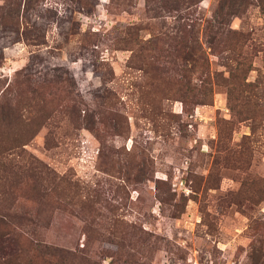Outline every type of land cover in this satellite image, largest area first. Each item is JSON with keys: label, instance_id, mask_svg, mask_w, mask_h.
<instances>
[{"label": "rangeland", "instance_id": "obj_1", "mask_svg": "<svg viewBox=\"0 0 264 264\" xmlns=\"http://www.w3.org/2000/svg\"><path fill=\"white\" fill-rule=\"evenodd\" d=\"M2 221L0 264H264V0H0Z\"/></svg>", "mask_w": 264, "mask_h": 264}, {"label": "trees", "instance_id": "obj_2", "mask_svg": "<svg viewBox=\"0 0 264 264\" xmlns=\"http://www.w3.org/2000/svg\"><path fill=\"white\" fill-rule=\"evenodd\" d=\"M241 38H242V40L240 41V43L238 45H236L234 47V50H233V53L237 54L238 56H240V53H242L243 46L245 44L244 42H246L244 40V36L243 35H241ZM234 62L236 63V66L239 65V62L237 61V59H235ZM203 88H205V87L203 86ZM1 223H4L6 225H10L15 230L21 229V227L23 226V223H21V222H12V221L11 222H4V221H2V222H0V224ZM11 231H14V230H11ZM46 254L51 256V254H49V253H46Z\"/></svg>", "mask_w": 264, "mask_h": 264}]
</instances>
